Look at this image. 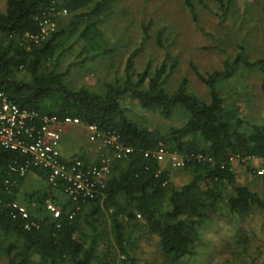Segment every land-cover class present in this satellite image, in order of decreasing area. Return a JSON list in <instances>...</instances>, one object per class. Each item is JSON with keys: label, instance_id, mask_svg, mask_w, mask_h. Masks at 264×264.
I'll use <instances>...</instances> for the list:
<instances>
[{"label": "trees", "instance_id": "1", "mask_svg": "<svg viewBox=\"0 0 264 264\" xmlns=\"http://www.w3.org/2000/svg\"><path fill=\"white\" fill-rule=\"evenodd\" d=\"M215 1L223 13L233 2ZM184 4L196 22L195 3ZM114 7L115 0H7L0 12V92L21 109L41 117L76 118L132 150L111 161L91 197L74 200L64 193L66 182L48 183L46 169L29 165L23 176L13 171L27 165L28 157L0 147V264H138L136 242L144 237L156 240L166 264H180L197 257L202 228L220 218L238 225L258 213L264 227V174L239 165L252 177L250 185H241L230 161L264 159V118L252 121L243 114L242 95L235 88V96L223 89L240 74H253L264 97V56L252 57L240 46L218 70L194 68L206 93L199 97L185 78L165 88L174 59L149 60L136 68L141 45L127 58L123 75L101 92L72 89L58 68L75 55L74 47L79 48L76 58L112 54L115 44L104 27ZM64 11L66 17L58 16ZM45 19L55 23V30L33 39ZM154 42L164 48L161 32ZM144 114L178 124L152 127ZM95 144L88 141L90 149ZM160 147L181 156L183 167L158 161L154 153ZM93 151L82 150L68 160L62 154V160L90 169L101 166L102 156L112 155ZM46 201L59 208L58 218L46 210ZM14 204L26 209V218ZM248 234L238 229L226 239V251L217 254L228 256L220 264H261L250 247L256 232Z\"/></svg>", "mask_w": 264, "mask_h": 264}, {"label": "rangeland", "instance_id": "2", "mask_svg": "<svg viewBox=\"0 0 264 264\" xmlns=\"http://www.w3.org/2000/svg\"><path fill=\"white\" fill-rule=\"evenodd\" d=\"M6 2L7 0H0L2 13ZM193 2L196 22L192 20L184 0H115L113 15L104 27L110 42L115 44L111 45L114 48L112 54L93 59V55L76 58L79 48L74 47L75 55L64 60L58 70L65 73V81L72 89L85 87L101 92L107 84L123 75L127 58L142 45V51L135 58L136 68H142L149 60L156 64L168 57V62L174 59L175 69L166 79L165 88L173 89L185 78L193 93L205 97V88L193 73L194 68L201 73L218 70L223 61L232 57L240 46L245 47L252 57L264 56V0H233L230 9L225 13L220 10L215 0H202V4L198 0ZM159 32L162 33L164 48L157 47L154 42ZM145 37L147 38L144 39ZM82 58L87 59V64H81ZM257 84L256 75L240 74L223 88L230 94L234 93L235 90L232 89L235 88L242 95L240 101L243 114L252 121L264 118V97ZM136 111L137 114L142 113L140 108H136ZM144 116L147 125L152 127L166 128L178 124L175 119L163 121L155 115ZM67 127L69 128H66L64 134L65 145H62L66 151L78 154L82 150L92 149L97 154L103 150L98 143L90 149L86 131L73 126ZM63 156L65 160L70 158L67 154ZM234 169L238 175L237 182L250 185L252 177L246 168L235 164ZM175 181H180V177H175ZM261 219V214L257 213L249 223L241 222L237 225L227 218H220L202 228L203 245L200 246L197 257L184 260L180 264H220L228 255H218V251H226L224 242L238 229L247 235L252 231L256 232L250 247L255 252L253 256H259V262L264 264V227ZM155 243L156 240L148 237L136 242L135 257L138 264H166Z\"/></svg>", "mask_w": 264, "mask_h": 264}, {"label": "built area", "instance_id": "3", "mask_svg": "<svg viewBox=\"0 0 264 264\" xmlns=\"http://www.w3.org/2000/svg\"><path fill=\"white\" fill-rule=\"evenodd\" d=\"M66 12L58 16L63 17ZM55 23L45 19L41 23L40 33L33 39H43L49 32L55 30ZM83 127L87 132L90 143H98L103 149L110 150L111 156H102L101 166L90 169H82L79 161L67 163L62 160L61 139L64 127ZM0 147L16 152L28 157V163L24 167L14 169L21 176L26 173L27 167H40L48 170V183L55 185L58 181L66 182L64 193L74 200L77 197H91L97 184L109 173V166L114 158H124L132 152L130 148L123 147L118 143L115 136H106L100 133L95 126H82L78 119L65 117H41L35 112L19 108L10 102L6 96L0 92ZM147 156V154H145ZM154 156L158 161L168 160L171 168L181 169L184 165L183 158L177 154H167L164 148L160 147ZM233 164L254 166V171L258 176L264 174V159L253 157L231 158ZM46 210L53 218L60 216L59 208L51 201H46ZM19 214L27 217L26 209L18 204H14ZM30 226L26 225L25 229Z\"/></svg>", "mask_w": 264, "mask_h": 264}, {"label": "crops", "instance_id": "4", "mask_svg": "<svg viewBox=\"0 0 264 264\" xmlns=\"http://www.w3.org/2000/svg\"><path fill=\"white\" fill-rule=\"evenodd\" d=\"M73 127H74V126H73ZM66 128H69V127H65V128H64L63 136H64V134H65V130H66ZM81 128L85 131V129H84L83 127H81ZM61 146H62V144H61ZM61 151H62V154H63V155H66V154H67V156H71V155H72L69 151H66V149H65L64 146L61 147ZM85 152H87V150H86Z\"/></svg>", "mask_w": 264, "mask_h": 264}]
</instances>
